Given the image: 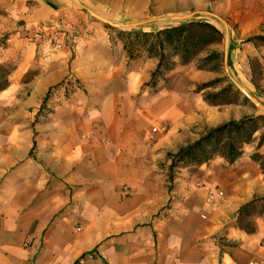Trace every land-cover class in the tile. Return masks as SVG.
<instances>
[{
    "label": "crops",
    "instance_id": "obj_1",
    "mask_svg": "<svg viewBox=\"0 0 264 264\" xmlns=\"http://www.w3.org/2000/svg\"><path fill=\"white\" fill-rule=\"evenodd\" d=\"M149 5L150 0H0V19L4 20L1 21L0 32L11 28L13 21L20 29L37 30L42 22L50 21L58 26L61 19L71 21L70 18H73L77 21L79 17L85 19L94 13L111 24L116 21L130 22L134 19L124 18V10L130 16H138ZM183 5L186 3L179 7H167L159 0L158 11L181 8ZM101 22L97 20L95 23ZM131 26L125 23L124 29L148 30L140 24ZM24 29L11 35L3 51L5 59H16L17 63L10 75L9 86L0 91V106L15 103L25 114L30 106H40L51 95L55 109L52 147L61 150L53 165L62 164L58 170L65 180L72 178L70 170L77 164L75 157H79L78 153L91 148L99 149L105 138L107 144L103 147L115 150L113 156L106 158L109 165L116 167L111 178L120 182L144 181L147 160L142 158L149 150L160 147L161 143L170 147L161 138L158 141L151 139L149 121L159 117V120L187 123L186 115L182 117L186 110L182 112L180 98L167 88L159 89L146 99L142 111L129 110L132 96L150 81L158 59L148 58L146 62L134 64L125 77L115 76L111 65H101L105 59L112 60L115 45L108 38L107 31L104 30L105 36L100 37L101 40H95L98 45L82 42L85 36H92L84 31L76 41L73 54L69 56L65 52L61 57L58 52L56 60L41 58L40 64L35 66L40 40L34 37L38 34L31 36L32 32L22 31ZM135 60L131 62L136 63ZM35 67L39 69L38 74L24 83L23 76ZM69 84L77 89L67 99L63 94ZM73 101H80L81 104ZM117 108L125 110L120 112ZM30 148L25 144L19 151L11 142L0 141V264H75L83 253L93 249H96L95 255H89L80 264H264V216L256 217L254 232L229 226L228 234L233 241V245L229 246L222 245L215 236L219 228L217 224L205 223L198 218V209L193 211L195 219L189 220L186 226L196 229V233L178 237L159 236L165 235L162 232L156 236V227L145 225L148 216H137L134 223L121 221L111 227L131 230L123 236L109 233L107 225L99 229L86 226L76 233L69 208L67 217L60 219L57 216L65 208L66 198L62 206L53 200H41L36 208H28L34 196L29 190L34 179L27 173L17 177L12 168L21 159L22 153L24 157L28 156ZM217 163L206 173L207 179L215 174V195L217 171L222 169ZM240 163L235 162L230 170L236 169L239 177L247 176V182L241 190L235 188L233 196L226 200L223 225L231 223L240 207L255 196L264 197V173H245L238 169ZM13 181L20 182L17 190L12 187ZM35 181L36 187L43 186L42 182L38 183L39 179ZM146 193L145 190L134 191L123 203L126 204L128 199L136 201L138 205L132 210L150 215L166 203L162 193ZM188 195L191 193L188 192ZM85 209L89 210L86 206ZM168 225L173 229V223ZM117 230L116 234H119Z\"/></svg>",
    "mask_w": 264,
    "mask_h": 264
},
{
    "label": "rangeland",
    "instance_id": "obj_2",
    "mask_svg": "<svg viewBox=\"0 0 264 264\" xmlns=\"http://www.w3.org/2000/svg\"><path fill=\"white\" fill-rule=\"evenodd\" d=\"M162 2L167 7H179L183 3L186 5L158 11L159 0H150L147 10L138 16H130L126 10L123 11L124 18L134 19L130 22L116 21L111 24L109 21L101 20L94 13L86 16L85 19L79 17L77 21L73 18H70L71 21L61 19L58 26L49 21L42 22L37 30L21 28L24 32H32L31 36L38 34L34 37L39 38L41 46L35 66L40 64L41 58L56 60L58 52L61 53V57L65 52L69 56L73 54L76 41L84 31L92 36H85L82 42L98 45L96 43L98 41L95 40H101L100 37L105 36L104 30L107 31L109 38L106 23L118 29H124L125 23H129L130 27L140 24L148 30H156L189 20H206L214 23L221 30L223 37L208 47L209 51L215 50L221 54V59L218 60L219 70H201L198 68V61L186 65L178 63L173 70L166 72L165 77L159 79L156 88L145 83L132 96L129 110L142 111L146 99L159 89L173 90L181 100L182 112L186 110L182 117L185 115L187 117V123L182 124L177 120L171 122L165 119L159 120V117L149 121L151 139L158 141L161 138L162 142L166 141L170 147L161 143L160 147L149 150L142 158L147 160L144 164L147 171L144 181L120 182L111 178L116 167L109 165L106 158L113 156L115 150L103 147L107 144L105 138L99 149L91 148L78 153L79 157H75L77 164L70 170L72 178L65 180L58 170L59 167L62 168V164L53 165L54 158L58 157V152L61 150H54L52 147L54 139L52 121L55 109L50 99L51 95H48L40 106H30L25 114L18 104L1 105L0 141L11 142L19 151L23 150L25 144L31 146L28 156L24 157L22 153L19 157L21 159L12 168L17 177L21 173H27L34 179L33 185L29 187L34 196L31 197L28 208H36L41 200L44 202L53 200L62 206L66 198L67 204L57 216L64 219L68 216L67 208H69L76 233L83 231L86 226L99 229L107 225L109 233L123 236L131 230H117L111 227L117 226L121 221L134 223L137 216H148L149 218L144 221L145 225L155 226L156 236L157 233L162 232L165 235L159 236L178 237L185 233H196V229L186 226L189 220L195 219L193 211L196 212L198 209L199 219L219 226L215 234L219 242L226 246L233 245L227 228L229 226L238 228V226L236 217L231 223L222 224V216H225L224 204L233 196L235 188L241 190L244 187L247 176H237L236 169L230 170L232 165H229L225 158L218 156L201 165L180 163L171 170L172 160L169 154L197 140L209 128L230 119H239L247 115L264 116V41L256 37L264 36V0H162ZM97 20L102 22L95 23ZM1 21L4 20L0 19V24ZM10 25L11 28L0 32V37L8 35L10 38L13 33L21 31L16 21L11 22ZM111 55L112 60L105 59L101 65H111V71L114 70L115 76L119 74L122 77L126 76L134 64L149 60L145 54H142L135 60L136 63H132L120 41L113 46ZM7 62L14 64L17 60L12 59ZM38 72V67L29 70L22 81L24 83L31 81ZM218 78H222V81L203 91H197L200 84ZM230 83L233 87L226 98L231 94L234 95V87H236L238 89L235 93L236 101L219 105L205 101L204 96L208 92H216ZM76 89L75 85L69 84L63 95L68 99ZM73 103L81 104L80 101ZM124 110L117 108L120 112ZM258 124L260 129L255 132L253 141L245 145L244 154L238 161L241 162L240 165L238 164V169L244 170L245 173H264V142L260 144V138L264 133V119H260ZM55 151L56 154H53ZM215 162H218V167H222L217 171L216 195L215 174L208 179L206 175L208 168H212ZM36 179L40 180L38 183H43L42 187H36ZM19 183L13 181L12 187L17 190ZM139 190L147 191L146 194L162 193L166 203L151 215L143 211H133L132 209L138 205L137 202L128 199L125 204L123 200ZM188 192L191 195L187 197ZM122 204L123 207H120ZM83 205L89 210L85 209V206L83 208ZM256 217H245L244 224L255 226ZM172 223L173 229L168 225ZM116 230L119 234H116ZM164 230L167 231L163 232Z\"/></svg>",
    "mask_w": 264,
    "mask_h": 264
},
{
    "label": "trees",
    "instance_id": "obj_3",
    "mask_svg": "<svg viewBox=\"0 0 264 264\" xmlns=\"http://www.w3.org/2000/svg\"><path fill=\"white\" fill-rule=\"evenodd\" d=\"M105 26L111 43L120 41L129 59H137L142 54H145L147 58L158 59L157 67L147 83L148 86L156 88L159 79L165 77L166 72L173 70L178 63L186 65L198 61V68L201 70L215 71L220 68L218 60L221 59V54L215 50L209 51L208 47L216 40H220L223 33L212 22L189 20L156 30L118 29L108 23ZM256 37L264 41V36ZM8 38V35L0 37V91L9 86L10 75L16 68V63H8L3 56ZM220 81L222 78L202 83L197 87V91H203ZM232 87L233 84L230 83L216 92H208L204 99L215 105L234 102L237 100L236 87H234V95L231 94L229 98H226ZM260 119H264V116L247 115L209 128L197 140L169 154L172 160L170 169L173 170L180 163L201 165L217 156L225 158L229 165H233L242 158L245 145L253 141L255 132L260 129L258 124ZM263 142L264 133L260 138V144ZM251 216H264L263 196H255L240 207L236 216L237 226L247 232H254L256 225L250 227L244 224L245 217ZM93 250L83 253L75 264H80L81 260L92 255Z\"/></svg>",
    "mask_w": 264,
    "mask_h": 264
}]
</instances>
